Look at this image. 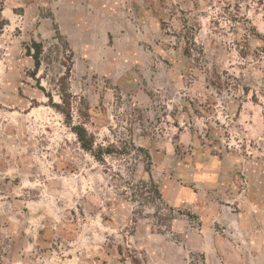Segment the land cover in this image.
I'll list each match as a JSON object with an SVG mask.
<instances>
[{"label": "rangeland", "instance_id": "1", "mask_svg": "<svg viewBox=\"0 0 264 264\" xmlns=\"http://www.w3.org/2000/svg\"><path fill=\"white\" fill-rule=\"evenodd\" d=\"M0 264H264V0H0Z\"/></svg>", "mask_w": 264, "mask_h": 264}, {"label": "trees", "instance_id": "2", "mask_svg": "<svg viewBox=\"0 0 264 264\" xmlns=\"http://www.w3.org/2000/svg\"><path fill=\"white\" fill-rule=\"evenodd\" d=\"M29 52L34 50L33 53H30L32 58L34 59L35 70L38 71L41 65V54L43 52V45L40 42H33V46L28 48ZM63 102H66L65 98H62ZM65 115H69L66 113L65 110H61ZM73 131L75 132L79 142L83 149L91 152L94 157L99 160H103V155L105 153H111L113 151L112 147H104L98 146L95 148L94 146V138L91 134L88 133L86 128L83 125H75L72 127Z\"/></svg>", "mask_w": 264, "mask_h": 264}]
</instances>
